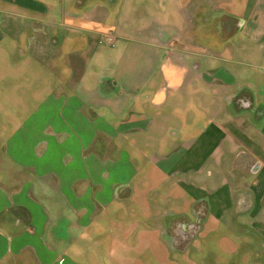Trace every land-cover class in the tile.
Segmentation results:
<instances>
[{
    "label": "crops",
    "instance_id": "obj_1",
    "mask_svg": "<svg viewBox=\"0 0 264 264\" xmlns=\"http://www.w3.org/2000/svg\"><path fill=\"white\" fill-rule=\"evenodd\" d=\"M121 1L0 0V264H264V0H127L123 58L76 55Z\"/></svg>",
    "mask_w": 264,
    "mask_h": 264
},
{
    "label": "rangeland",
    "instance_id": "obj_2",
    "mask_svg": "<svg viewBox=\"0 0 264 264\" xmlns=\"http://www.w3.org/2000/svg\"><path fill=\"white\" fill-rule=\"evenodd\" d=\"M126 1L127 0H122L120 6L119 7L117 6L115 11L112 10V5L109 6L110 14H109L108 19H110V16H112V15L115 16L117 14L116 17H114V18L115 19L118 18L120 20L119 26L121 28L117 27L116 22L112 23L109 21H106L101 26L92 25L90 27L91 29H98V30L100 29V31H99L100 36H99V34L98 35H87V37H89V36L93 37L91 42L87 45L90 47V49H86L85 51L77 50L76 55L81 54L82 57L88 56L87 58H91L93 60L96 59L97 63H99V61L103 57L107 58L113 54L119 58H123V53L120 54V49H119L118 45L117 46L115 45L116 41H114V45H111L110 43L106 44V43H108L106 35H111L113 37L115 35H118L119 31L124 32L125 33V35H123L124 39H118L117 43H122V42L128 41L127 38H132L131 37V31H130L129 27H130V22H133V19H131V18L127 19L128 10L126 8V6H127ZM119 3H120V0H119ZM26 5H27L26 3H23V7ZM120 10H121V12L118 14V12ZM158 20L164 21V19H158ZM126 22H128L129 25H126ZM72 23L74 24V22H72ZM239 36H240V34H238V38H239ZM230 37L231 36L229 35V36H226L225 39H220L219 44L225 43L223 41L227 40V38L229 40ZM99 39H101V41H99ZM203 45L205 46V48H209V49L201 50L200 51L201 54H203L205 57L216 56L214 53L215 51L213 49H210L208 40H205ZM23 58H25V55L21 53L20 47L14 46L13 51H12V60H13L12 74H13V77H17L14 75L20 74V67H18L15 64V62L16 61H22ZM237 65L238 64H236V66H233L232 68H234V69L239 68V66H237ZM92 72L94 74H97V75H100L103 73L105 74L107 72L112 73L111 71L109 72L106 68L100 67L99 65H96V64H94L92 66ZM21 74L24 75L23 71H21ZM22 79L25 80L24 78H22ZM17 83L19 85V81H17ZM77 83L78 82H76V85H77ZM21 84H22V88H24V85L26 84V86H27L26 91H27L28 97L24 101L23 97H20L19 95H16L15 92H13V96L11 98V115H10L11 125H12L11 133H14L16 131V129L19 126V124L21 123V121L23 122L25 118L29 119L33 115L32 114L33 109L36 108L39 105V103L45 98V97H40L39 99L35 98L34 92H35L36 82H35V80H33V76L31 73L27 74V81H22ZM88 84H91V83H88ZM44 85H45V87L46 86L51 87L52 83L50 81H44ZM13 86H14V84H13ZM66 90L77 92L76 86H75V88L74 87L70 88L69 86L61 83V85L59 87L54 86L48 90L45 88L42 93L48 94L50 91H54V93H56V92H62V91H66ZM79 94H81V91H79ZM87 105H92L91 109H92V112L94 115H99L101 113L100 102H99L98 98L92 99ZM20 106L25 107L27 109V111L23 110L24 108H20ZM0 117H1V115H0ZM96 149H98V145L95 144L89 148V151H91V150L95 151ZM12 168H13L12 169V171H13L12 182H13V187H14V186H17L18 184H20L18 176L21 175L20 171L23 174L26 171V168H24L22 166L18 167L15 164H13ZM12 182H11V185H12ZM6 186L10 187V185H8V184H6ZM19 263H20V261H19Z\"/></svg>",
    "mask_w": 264,
    "mask_h": 264
},
{
    "label": "built area",
    "instance_id": "obj_3",
    "mask_svg": "<svg viewBox=\"0 0 264 264\" xmlns=\"http://www.w3.org/2000/svg\"><path fill=\"white\" fill-rule=\"evenodd\" d=\"M107 42H109L111 45L114 44V38L111 35H106Z\"/></svg>",
    "mask_w": 264,
    "mask_h": 264
}]
</instances>
